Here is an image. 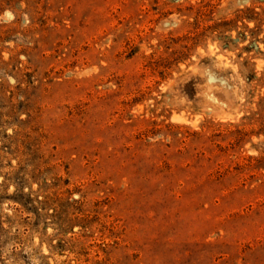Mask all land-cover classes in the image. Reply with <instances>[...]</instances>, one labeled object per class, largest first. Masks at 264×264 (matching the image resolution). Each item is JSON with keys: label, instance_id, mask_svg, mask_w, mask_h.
I'll use <instances>...</instances> for the list:
<instances>
[{"label": "rangeland", "instance_id": "374dc122", "mask_svg": "<svg viewBox=\"0 0 264 264\" xmlns=\"http://www.w3.org/2000/svg\"><path fill=\"white\" fill-rule=\"evenodd\" d=\"M0 264H264V0H0Z\"/></svg>", "mask_w": 264, "mask_h": 264}]
</instances>
